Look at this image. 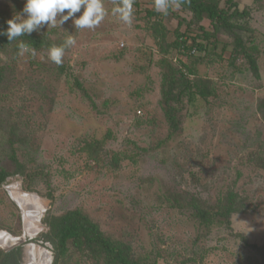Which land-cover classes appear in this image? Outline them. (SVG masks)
<instances>
[{"label": "rangeland", "instance_id": "1", "mask_svg": "<svg viewBox=\"0 0 264 264\" xmlns=\"http://www.w3.org/2000/svg\"><path fill=\"white\" fill-rule=\"evenodd\" d=\"M102 2L94 29L0 35V255L52 264L50 219L77 210L134 264H264V0H232L242 50L219 29L207 55L174 48L212 30L187 7L134 0L129 27ZM24 3L0 0V31ZM57 264L113 263L68 242Z\"/></svg>", "mask_w": 264, "mask_h": 264}, {"label": "trees", "instance_id": "2", "mask_svg": "<svg viewBox=\"0 0 264 264\" xmlns=\"http://www.w3.org/2000/svg\"><path fill=\"white\" fill-rule=\"evenodd\" d=\"M220 0H182L181 6L187 7L195 17H205L212 28L211 31H201L195 35L177 33L174 39V48L182 54L199 52L203 55L211 54L217 49L215 32L219 29L229 32L242 50V39L235 32L232 19H240L249 15L246 10H239L232 0H225L227 7H221ZM154 6V0H153ZM232 8V10H231ZM252 66L255 68L254 62ZM169 96H166L168 98ZM166 113L173 121L174 110L168 106ZM12 160L16 165V173H23L24 166L19 163L12 154ZM13 173V172H11ZM0 170V184L11 174ZM49 232L45 238L50 240L54 247V259L52 264H57L59 258L66 252L67 243L70 242L78 249L87 250L88 254L97 256L102 253L113 264H134L127 258L123 248L115 244L109 238L103 236L97 226L85 215L77 210L68 211L58 218L50 219ZM0 264H21V248L13 247L0 255Z\"/></svg>", "mask_w": 264, "mask_h": 264}, {"label": "clouds", "instance_id": "3", "mask_svg": "<svg viewBox=\"0 0 264 264\" xmlns=\"http://www.w3.org/2000/svg\"><path fill=\"white\" fill-rule=\"evenodd\" d=\"M133 2L134 0H120L113 9V14L118 15L129 27L132 24ZM181 3L182 0H154V8L157 12L167 15L169 8H179ZM78 12L80 15L77 17ZM105 15L102 0H25L22 13L9 19L6 30L0 31V35L6 36L7 40L12 42L38 31L43 25L55 27L58 23L61 26L70 19L77 29H94ZM75 43V38L69 34L62 45L49 49L50 60L60 65L65 49ZM18 48L20 54L35 55V50L24 42H20Z\"/></svg>", "mask_w": 264, "mask_h": 264}, {"label": "bare ground", "instance_id": "4", "mask_svg": "<svg viewBox=\"0 0 264 264\" xmlns=\"http://www.w3.org/2000/svg\"><path fill=\"white\" fill-rule=\"evenodd\" d=\"M31 248V253L33 254V253H39V255H40V252H38V251H40L39 249L37 250V248L36 247H30ZM31 254V255H32ZM34 258V257H33ZM35 258H37V256H35ZM32 259V258H31Z\"/></svg>", "mask_w": 264, "mask_h": 264}, {"label": "water", "instance_id": "5", "mask_svg": "<svg viewBox=\"0 0 264 264\" xmlns=\"http://www.w3.org/2000/svg\"><path fill=\"white\" fill-rule=\"evenodd\" d=\"M18 241V240H17Z\"/></svg>", "mask_w": 264, "mask_h": 264}]
</instances>
